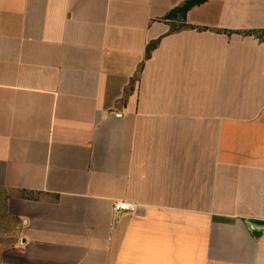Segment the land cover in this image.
Segmentation results:
<instances>
[{
    "label": "crops",
    "instance_id": "crops-1",
    "mask_svg": "<svg viewBox=\"0 0 264 264\" xmlns=\"http://www.w3.org/2000/svg\"><path fill=\"white\" fill-rule=\"evenodd\" d=\"M189 1L0 0L8 264H264V0Z\"/></svg>",
    "mask_w": 264,
    "mask_h": 264
},
{
    "label": "trees",
    "instance_id": "trees-1",
    "mask_svg": "<svg viewBox=\"0 0 264 264\" xmlns=\"http://www.w3.org/2000/svg\"><path fill=\"white\" fill-rule=\"evenodd\" d=\"M185 12L172 11L168 13L164 19H174L176 16L183 17ZM238 33L244 35H253L257 37L261 42L264 41V30H248L239 31ZM158 41L152 42L147 48L145 58L151 57L153 50L156 48ZM134 83V81H133ZM8 193L5 188L0 187V244L9 246L13 244L18 238L15 236L17 232V226L20 225V218L11 214L7 204Z\"/></svg>",
    "mask_w": 264,
    "mask_h": 264
},
{
    "label": "built area",
    "instance_id": "built-area-1",
    "mask_svg": "<svg viewBox=\"0 0 264 264\" xmlns=\"http://www.w3.org/2000/svg\"><path fill=\"white\" fill-rule=\"evenodd\" d=\"M136 210V204L128 200L117 201L114 203V212L116 214L120 213L121 211L135 213Z\"/></svg>",
    "mask_w": 264,
    "mask_h": 264
},
{
    "label": "rangeland",
    "instance_id": "rangeland-1",
    "mask_svg": "<svg viewBox=\"0 0 264 264\" xmlns=\"http://www.w3.org/2000/svg\"><path fill=\"white\" fill-rule=\"evenodd\" d=\"M250 30L251 29H249V31ZM254 30H262L263 31L264 29H254ZM233 31H236V30H229L230 33ZM239 31H243V29L238 30L236 32H239ZM245 31H248V30H245ZM18 239L13 244H11L9 246H5V244H0V264H8L10 258H9V256H7V251L9 250L10 247H13L14 245H18V241H19ZM21 241H22V238L20 239V243H21Z\"/></svg>",
    "mask_w": 264,
    "mask_h": 264
},
{
    "label": "water",
    "instance_id": "water-1",
    "mask_svg": "<svg viewBox=\"0 0 264 264\" xmlns=\"http://www.w3.org/2000/svg\"><path fill=\"white\" fill-rule=\"evenodd\" d=\"M205 2H207V0H190L184 7L178 8V10L186 12V11H189L194 6L201 5Z\"/></svg>",
    "mask_w": 264,
    "mask_h": 264
}]
</instances>
